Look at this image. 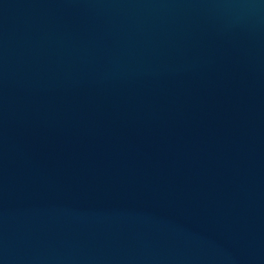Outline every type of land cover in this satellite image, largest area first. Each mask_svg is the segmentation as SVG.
I'll return each instance as SVG.
<instances>
[{"label":"water","instance_id":"95a60500","mask_svg":"<svg viewBox=\"0 0 264 264\" xmlns=\"http://www.w3.org/2000/svg\"><path fill=\"white\" fill-rule=\"evenodd\" d=\"M0 264H264V0H0Z\"/></svg>","mask_w":264,"mask_h":264}]
</instances>
